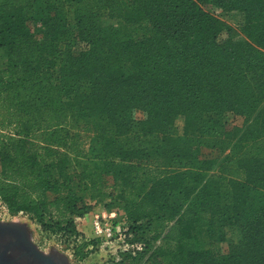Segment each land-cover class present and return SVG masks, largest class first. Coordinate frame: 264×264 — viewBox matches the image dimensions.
I'll return each instance as SVG.
<instances>
[{"label":"trees","instance_id":"obj_1","mask_svg":"<svg viewBox=\"0 0 264 264\" xmlns=\"http://www.w3.org/2000/svg\"><path fill=\"white\" fill-rule=\"evenodd\" d=\"M201 1L246 38L195 0H0V201L81 260L110 198L142 245L105 264H264V0Z\"/></svg>","mask_w":264,"mask_h":264},{"label":"rangeland","instance_id":"obj_2","mask_svg":"<svg viewBox=\"0 0 264 264\" xmlns=\"http://www.w3.org/2000/svg\"><path fill=\"white\" fill-rule=\"evenodd\" d=\"M195 1L205 11L212 13L224 23L219 35L220 39L229 37L233 40H244L246 38L241 28L242 12L225 10L214 1ZM34 13L37 16L44 13L43 2L34 10ZM75 28L74 20L70 17L69 29ZM3 59L0 57V62ZM242 120L240 115H235L233 118V122L237 125H240ZM142 144L147 146L145 142ZM148 148L151 147L148 146ZM205 152L208 153L210 150L206 149ZM223 223L222 215L216 214L215 227L225 231ZM76 225L88 239L93 240V243L89 244L93 252L82 260L74 256L70 246L42 232L39 225L30 220L27 215L9 212L0 201V264H105L112 259H119L123 252L141 250L142 244L130 243L127 239L128 222L123 206L110 204V198L93 201L91 210L84 216L76 218ZM226 233L233 241L236 240L232 231L227 230ZM149 234L147 233L146 239L149 238ZM204 235L207 242L211 240L210 234L204 233ZM152 244L156 248L166 245L163 240H157ZM228 245L227 241L221 244L224 252L227 251ZM172 247L174 252L177 245L173 244Z\"/></svg>","mask_w":264,"mask_h":264}]
</instances>
